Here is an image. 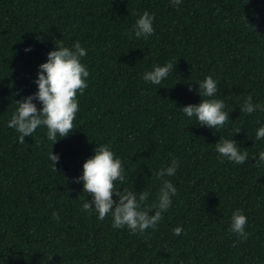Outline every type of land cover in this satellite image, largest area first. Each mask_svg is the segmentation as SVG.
<instances>
[{"label": "trees", "instance_id": "trees-1", "mask_svg": "<svg viewBox=\"0 0 264 264\" xmlns=\"http://www.w3.org/2000/svg\"><path fill=\"white\" fill-rule=\"evenodd\" d=\"M144 11L154 33L137 39ZM77 41L90 75L76 129L53 144L40 126L19 143L8 127L15 101L38 90V66L56 44ZM168 62L174 70L160 85L143 79ZM207 76L229 112L219 131L181 110L201 102ZM249 96L264 105V0H0V264H264V162L254 159L264 151L255 139L264 111L241 112ZM220 138L236 140L245 163L221 157ZM101 144L122 161L117 190L148 192V205L161 186L155 173L177 159L165 177L177 195L156 228L131 234L114 229L110 214L82 211L91 194L74 178ZM236 210L247 217L246 240L229 231Z\"/></svg>", "mask_w": 264, "mask_h": 264}, {"label": "clouds", "instance_id": "clouds-1", "mask_svg": "<svg viewBox=\"0 0 264 264\" xmlns=\"http://www.w3.org/2000/svg\"><path fill=\"white\" fill-rule=\"evenodd\" d=\"M181 2L182 0H171L174 7H179ZM137 15L139 18L133 26V34L137 39L141 37L147 39L154 33V15L148 11ZM249 25L255 30L254 25ZM38 39L42 40L43 37ZM30 50V47L25 49ZM86 55L87 51L79 41L71 48L64 46L63 43L56 44L55 49L47 53L48 58L38 66L39 71L34 81L38 90L15 101L17 108L8 121V127L19 133V143H25V137H32L40 126L46 127L47 139L53 144L58 140L57 136L67 137L76 129L73 122L79 111L77 94L84 93L90 75L87 67L81 62ZM173 70L174 65L171 62L163 66H154L153 70L145 71L143 79L153 85H160ZM198 85L201 102L188 104L181 107V110L190 119L196 117L198 124L219 131L230 120L229 112L224 110V100L215 98L219 85L212 76H207ZM191 90L189 84V91ZM34 101H39L42 107L38 108ZM240 108L245 114H252L257 110L264 111V105L254 104L250 96ZM240 131L237 129L235 133ZM255 139H264V126L257 129ZM215 148L221 157L236 164L245 163L249 155L247 151H241L234 139L220 138ZM59 159L58 154H54L53 151L49 153L54 170H58L55 165ZM254 159L256 166H259L264 162V151L259 153L258 159L255 156ZM178 167V161L173 157L170 166L162 167L155 173L161 181V186L156 203L148 205L146 203L148 192H139L137 195L133 191L117 190L116 183H123L125 180L122 161L116 157L110 145L96 146L94 155L83 163L82 175L74 178L76 183L83 181V192L91 194V200L86 199L82 204V211L89 214L95 211L99 220H104L110 214L114 229L127 227L131 234H143L147 229H154L163 219V213L171 206L172 197L177 195L176 187L165 177L174 176ZM114 194L118 200L113 199ZM152 209H155V214L149 215ZM52 217L59 222L58 212H53ZM247 223V217L240 210H236L232 213L229 231L235 233L239 240H246ZM182 231L183 229L178 226L174 229V234L180 235Z\"/></svg>", "mask_w": 264, "mask_h": 264}]
</instances>
